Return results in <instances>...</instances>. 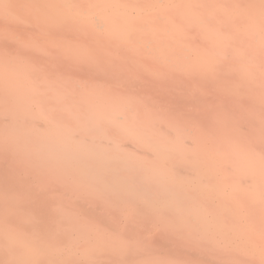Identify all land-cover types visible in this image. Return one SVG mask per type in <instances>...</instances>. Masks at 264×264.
Instances as JSON below:
<instances>
[{
	"label": "bare ground",
	"instance_id": "1",
	"mask_svg": "<svg viewBox=\"0 0 264 264\" xmlns=\"http://www.w3.org/2000/svg\"><path fill=\"white\" fill-rule=\"evenodd\" d=\"M0 27V264H264V0H0Z\"/></svg>",
	"mask_w": 264,
	"mask_h": 264
},
{
	"label": "rangeland",
	"instance_id": "2",
	"mask_svg": "<svg viewBox=\"0 0 264 264\" xmlns=\"http://www.w3.org/2000/svg\"><path fill=\"white\" fill-rule=\"evenodd\" d=\"M46 9H44L43 11H40V12H44V11H47L49 8H47V7H45ZM66 19H67V16L66 15H63V17H59V18H57L56 19V21H51V22H49L48 24H46L47 25V27L48 28H56V27H54L55 25H62V24H64L65 22H66ZM2 29H1V27H0V31H1ZM124 39H127V37H125ZM53 40H55V39H53ZM53 40H51V41H49L48 43L46 42V43H44L43 44V46H41V47H37V49H39V51H38V53L36 52V50H35V52H36V54H39V55H41V56H43V57H46V58H48L51 54H53L54 52H57L54 48L55 47H53V43H54V41ZM106 47H109V46H105V47H103V49L100 51V55H107L108 54V52L110 51L109 50V48L108 49H106ZM25 51L27 52L28 51V49H25ZM118 56L119 55H121L122 56V53H118L117 54ZM54 57H56V55L54 54ZM65 57H63V56H61L60 54H58L57 55V57H56V59H59V60H61V59H64ZM33 63H34V61H32ZM32 62H28V61H23V62H21V63H19V65L21 66V67H23V66H26V67H29L30 65H32L33 63ZM43 69L46 67V69H49V67H53L54 65H52V64H50L49 63V61H45L44 63H43ZM147 66H148V64H147V62H145V63H140V67H136V65H134V64H132V67L133 68H140L141 70H144V69H146L147 68ZM45 69V70H46ZM130 69V68H129ZM18 74V76H16V77H19L20 75H21V72H18L17 73ZM148 74H150V72H148ZM43 75L44 76H46L47 74L46 73H43ZM24 86H28L27 85V80L25 81V83H24V85L23 86H21V88H24ZM157 86V84L155 83V84H153V87L152 88H155ZM156 89H158V88H156ZM159 89H161L162 90V88H159ZM16 91H18V88H11L10 90H9V93H14V92H16ZM8 93V94H9ZM39 93H38V91H36V92H34L33 93V95H38ZM160 103V102H159ZM174 119V118H173ZM173 119H171V121H173ZM171 121L169 122L170 124H171ZM168 123V124H169ZM173 123V122H172ZM0 154H1V151H0ZM25 161H27V160H24V162ZM13 194L12 193H10V192H8V190L7 191H5V187L2 185V183H0V220H2L3 218H5V217H7V216H11L12 215V213L13 212H11V211H9L10 209L9 208H7V205H8V203H9V201H10V198H11V196H12ZM16 202H14V205L16 206ZM19 207H22V204L19 206ZM30 208L29 209H32L33 207H34V205H30L29 206ZM39 207V204L37 205V207H36V209ZM26 213V212H25ZM27 215H29L28 213H27ZM256 258H261V255H256Z\"/></svg>",
	"mask_w": 264,
	"mask_h": 264
}]
</instances>
